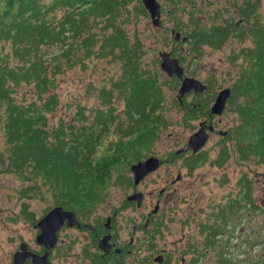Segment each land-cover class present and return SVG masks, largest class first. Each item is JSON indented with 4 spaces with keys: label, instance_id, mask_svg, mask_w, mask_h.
Instances as JSON below:
<instances>
[{
    "label": "trees",
    "instance_id": "16d2710c",
    "mask_svg": "<svg viewBox=\"0 0 264 264\" xmlns=\"http://www.w3.org/2000/svg\"><path fill=\"white\" fill-rule=\"evenodd\" d=\"M146 13L142 0H0V45H10L8 52L0 50V118L4 117L7 144V152L0 153V164L25 179L36 181L41 175V185L53 192L57 205L77 213L96 205L113 170L125 160L139 159L142 150L150 149L159 137L161 124L167 125L163 83L157 70L142 65L146 51L138 32L132 37L124 27L136 24ZM231 19L226 20L229 27L214 25L204 32L193 29L195 35L184 33V37L193 40L197 55L200 45L220 48L232 33L254 42L247 51L248 63L242 65L230 87L228 104L234 106L241 121L232 131L241 157H256L264 163V21L257 18L248 21V27L229 30L235 24ZM177 24L174 30H180L183 23L178 20ZM91 57L121 62L123 74L113 85L124 95L128 124L120 118L112 127L120 115L114 114V93L106 87L99 93L102 102L109 104L106 111L97 109L94 118L88 119L85 105L79 104L72 120L61 117L57 125L52 124L51 115L61 103L58 89L63 76L78 66L84 68ZM178 82L173 76L169 85L176 89ZM23 87V94L31 96L29 101L17 97ZM196 96L192 102L183 97L188 107L184 108L185 121L205 115L208 100ZM109 133L116 141L108 145L109 154L99 157L98 148ZM220 152L216 162L223 165L231 155L227 145ZM191 156L188 166H199L207 158ZM241 181L249 184L251 194L250 180L244 176ZM29 191L43 195L41 186L22 190L24 194Z\"/></svg>",
    "mask_w": 264,
    "mask_h": 264
},
{
    "label": "rangeland",
    "instance_id": "374dc122",
    "mask_svg": "<svg viewBox=\"0 0 264 264\" xmlns=\"http://www.w3.org/2000/svg\"><path fill=\"white\" fill-rule=\"evenodd\" d=\"M161 3V22L160 25L153 23L150 13L142 15L135 23L126 25L132 37L134 32H138L143 41V49L146 51L141 57V62L146 69L157 70L160 82L166 92L164 101L165 110L163 111L167 125L161 124L159 137L148 150H142L143 155L137 159L125 160L123 164L113 170L112 177L108 180L106 189L102 191L101 199L98 203L88 210L76 212L74 209H68L75 213L76 219L82 224L91 222L94 219L99 222L105 221L107 217H115V224L119 233L127 239L132 234L125 230H133L130 219L133 221H142L151 209L159 203L160 213L177 216L171 222L170 228L177 231L180 228L178 219L180 216H187L190 213H205L207 208L208 215L213 216L212 208L219 206L220 203L227 202L228 198L239 190V184L244 176H248L253 190V197L258 208L253 209L249 206L248 227L242 239L243 247L250 264H264V163L258 162V158H243L239 153L238 142L234 137V132L240 126L241 122L234 106L226 105L221 116V121L215 117L216 130L227 131V135L222 137L219 133H210L209 139L204 146L203 155L207 158L205 162L199 165L191 173L188 163L191 157V148L184 149L188 144L191 135L200 129V122L204 118H198L192 122L185 121V109L188 108L184 103L176 104L179 101L180 82L176 83V89L169 85L172 75L162 67L164 56L169 53L171 57H177L181 66L184 68L185 76L196 77L197 79L208 83L214 93L222 88L231 87L238 79L242 65L248 63L247 51L252 48L254 42L247 36L245 40H240L234 34H229L226 42L220 48L213 45L202 44L201 53L196 54L192 50L193 40L182 38L184 33H190L193 29L202 32L207 31L214 25H223L229 27L228 18L236 23L241 21L239 26H249L257 18L264 21V0H177L167 1L158 0ZM246 2H249V6ZM143 4V3H142ZM256 6L254 10L252 7ZM247 7V14L238 12V10ZM146 9V8H145ZM147 10V9H146ZM244 17L243 20L240 19ZM249 17L247 20L245 18ZM178 20L182 21L180 30H173L177 27ZM249 21V23H248ZM233 25V24H232ZM238 26V27H239ZM240 26V27H241ZM194 30V31H195ZM176 32H180V39H175ZM191 35H195L192 32ZM9 44L4 48L0 45L2 52H8ZM246 49L244 52L242 50ZM123 74V67L120 61H112L110 58L91 57L86 60V66H81L69 70L60 82L58 89L61 103L56 113L51 115V123L57 125L62 117L69 122L79 108V104L85 105V113L88 119H93L97 109L107 110L109 104L102 102L99 95L103 87L113 90L112 106H115L114 114L120 116L116 119L112 127L122 118L126 126L129 115L126 112V102L124 95L114 87V82L119 81ZM26 87L20 88L17 95L27 101L31 99L30 95H24ZM193 91V90H192ZM211 96V95H210ZM207 96L205 101L212 102L214 97ZM188 102L194 100V94L187 93L184 97ZM184 104V105H183ZM0 118V153L6 151V139L4 123ZM209 120V115L205 117ZM88 121V120H87ZM188 123L189 125H187ZM207 131V129H206ZM116 141L113 133L105 135L98 148V156L102 157L109 154L108 145ZM227 145L230 152V158L223 165L217 164V159L221 153V148ZM181 151V152H179ZM179 152V153H178ZM183 155L181 156L180 154ZM155 156L159 159V166L149 172L138 186L132 181L131 167L139 161H145ZM132 158V156H130ZM0 264H10L13 256L20 248L21 243L26 242L32 249L44 251V247L36 243L38 229L35 224L46 215L51 209L56 207L57 198L53 192L49 191L47 186H42L44 179L41 175L36 181L23 178L20 174L6 170V164H0ZM179 175L183 178L179 179ZM124 176L125 179L120 177ZM174 185H171L172 182ZM142 182V183H141ZM41 186L43 195L35 194L29 191L26 194L22 190L29 186ZM136 187V189L134 188ZM165 187V194L160 198V190ZM135 190L144 192L145 199L141 207L130 206L118 214L113 210L120 208L127 201V195ZM163 193H161L162 195ZM196 197L194 200V197ZM192 199V200H191ZM160 200V202H158ZM26 205V209H25ZM24 210L26 212H24ZM196 211V212H195ZM27 213V214H26ZM114 214V215H113ZM237 224L241 223L240 218H233ZM191 228H195V223H191ZM88 227H64L59 231L58 247L52 251V264H92L84 256V244L90 240L87 232ZM135 235V234H134ZM138 235H143L138 232ZM180 233L175 236L165 238L166 244L169 240H174L173 245L168 247L174 249L175 255L178 254V238ZM237 237L232 239V243L239 241ZM77 241V244L71 242ZM241 246V245H240ZM43 247V248H42ZM241 255V251H235ZM136 255H126L125 264H137L133 261ZM142 257V253L139 254Z\"/></svg>",
    "mask_w": 264,
    "mask_h": 264
},
{
    "label": "flooded vegetation",
    "instance_id": "af4514ba",
    "mask_svg": "<svg viewBox=\"0 0 264 264\" xmlns=\"http://www.w3.org/2000/svg\"><path fill=\"white\" fill-rule=\"evenodd\" d=\"M246 3L249 6V2ZM251 7L252 10L256 8V6L253 5H251ZM247 10L246 7L238 10V12L246 13ZM243 18L244 17H241L240 19L243 20ZM248 18L249 17L245 19L247 20ZM241 23V21H237L234 25L230 26L229 30L237 28ZM167 67H170V63H168ZM173 76L176 75L174 74ZM184 77H186L185 74ZM178 79L180 84H182V79ZM202 82L207 84V89L203 92H195L193 90L191 93L194 94V97L196 94L197 96L199 94V99L200 97L206 98L211 95L210 97L213 96L214 100L208 102V107L203 109L205 115L200 117L204 118L200 122V128L201 125H204L208 134H214L217 132L222 135V137H225L227 131H217L215 125V117H218L219 119L217 122H220L221 116L212 112V107L215 104L220 91L224 88L214 93L212 88H209L208 83H205L204 81ZM228 100L226 105L228 104ZM207 115H209V120L205 119ZM204 146L197 152L191 150L192 154L203 155ZM184 149H188V147ZM191 166L192 165L189 166V169L192 173L198 166ZM182 178L183 176L179 175L178 180ZM245 178L248 180L247 175ZM132 181H134L135 185L134 173ZM244 182L245 181L240 182L236 196L231 194L227 202L220 203L219 206L216 205V207L212 208L214 210L212 217L206 214L208 213V211L206 212V207H204V214L190 213L186 217L180 216L178 219L180 228L177 231L170 228L171 222H173L177 216L160 213V204L158 203L154 209H151L146 215H143L145 216L144 220L138 222L133 221L132 219L129 220L133 228L131 231L125 230L128 234H132L129 239L123 236V232L119 233L118 227L115 224V219H113L115 217H107L103 223L94 219L89 223L82 221V224H80L78 219L74 222L66 219L64 223L59 225L60 216H55L51 220L50 229L48 230L49 233H46L47 227L40 222L55 208L63 207L61 205H56V207L41 217L35 224V227L38 229L36 243L42 245L44 251L32 249L26 242H23L19 247L20 249L14 253L13 261L10 264H48V262L49 264H52L51 253L56 247H58L59 231L66 226L72 228L79 226L88 227L87 232L90 240L88 243L84 244V256L87 257L92 264H125L124 257L126 255L130 256L131 254L136 255L133 261L137 264H250L244 251L246 246L243 247L242 245L244 241L239 238L243 236L248 227L249 206L253 207V209L258 208L256 204H254L258 200L253 197V190L251 194L249 193V184H244ZM174 183L176 182L173 181L171 185H174ZM139 184L135 186H138ZM134 188L136 189V187ZM165 190V187L160 190V198L165 194ZM161 193L163 194L161 195ZM134 195H138V198L130 199ZM127 196V201L121 205L120 208L113 210L114 214H118L119 211L130 206L141 207L143 200L145 199V193L137 190ZM195 198L196 197H194V200ZM250 200L252 203H250ZM158 202H160V200ZM63 209L66 211L68 210L64 207ZM235 217L240 218V224L233 221V218ZM191 223H195L194 229L191 228ZM58 225V229L53 230L54 227ZM44 232L45 235H43ZM138 232H142L144 236L138 235ZM178 232L180 233L177 242L179 251L178 254L175 255L174 249L168 247L169 243L173 245L174 240H169L168 244H166L164 239H168L169 235L175 236ZM234 237H237L239 241H236L233 245L232 239ZM71 244H74L75 246L77 241L75 240L74 242H71ZM235 251H241L242 254H236ZM141 253L142 257L139 256Z\"/></svg>",
    "mask_w": 264,
    "mask_h": 264
},
{
    "label": "water",
    "instance_id": "95a60500",
    "mask_svg": "<svg viewBox=\"0 0 264 264\" xmlns=\"http://www.w3.org/2000/svg\"><path fill=\"white\" fill-rule=\"evenodd\" d=\"M142 3L150 13L153 23L156 25H160L161 3L158 0H142ZM173 33H175V30H173ZM180 36V32H176L175 39H180ZM182 40L186 41V37H183ZM168 63H170V67H167ZM162 67L168 72L169 75L173 76L175 74L178 78L182 79V84L179 88V99L181 103H183V97L192 90H194L195 92H203L207 89V84H204L196 77H184V68L181 66L179 59L171 57L169 53L164 56ZM230 95V87L221 90L215 104L212 107V112L215 114H221L226 107V103ZM208 136L209 134L206 131V127L204 125H201V128L196 133L190 136L188 141V148H191L193 152H197L206 144ZM158 166L159 159L155 156H152L145 161H139L138 163L134 164L132 166V171L135 174V185H137L142 178H144L149 172L155 170ZM135 198H138V195H134L130 199ZM55 216H60L59 225L64 223L66 219H69L71 222L76 221L75 213L73 211H66L63 209V207H57L40 222L47 227L46 233H49L48 230L50 229L51 220ZM59 225L54 227L53 230L58 229ZM43 235H45V232Z\"/></svg>",
    "mask_w": 264,
    "mask_h": 264
}]
</instances>
